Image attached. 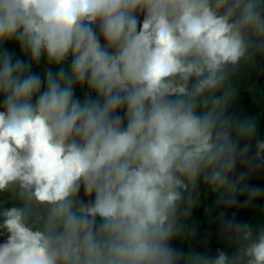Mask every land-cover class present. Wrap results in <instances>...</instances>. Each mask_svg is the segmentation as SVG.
<instances>
[{
	"label": "clouds",
	"instance_id": "9594fccd",
	"mask_svg": "<svg viewBox=\"0 0 264 264\" xmlns=\"http://www.w3.org/2000/svg\"><path fill=\"white\" fill-rule=\"evenodd\" d=\"M10 41L29 59L0 51V264H264V228L223 214L234 255L170 243L201 183L264 196L231 178L264 165V141L239 145L256 122L226 114L264 58V0H0Z\"/></svg>",
	"mask_w": 264,
	"mask_h": 264
},
{
	"label": "trees",
	"instance_id": "16d2710c",
	"mask_svg": "<svg viewBox=\"0 0 264 264\" xmlns=\"http://www.w3.org/2000/svg\"><path fill=\"white\" fill-rule=\"evenodd\" d=\"M142 21L143 16H140ZM103 44V38L101 37ZM6 50L13 59L27 61L29 57L24 54L16 41L4 42L0 44V51ZM70 61V58H69ZM47 67L46 58L41 59L39 66L33 65V72L44 75ZM68 67V63L65 64ZM55 71V67L53 68ZM235 88V100L226 110V114L236 119H252L256 122V133L249 140L241 139L239 145H250L248 156L254 157L257 151L256 141H264V58H257L255 65L242 68L233 78ZM86 89L75 87V98L83 99ZM3 95L0 94V111L3 108ZM260 163L259 161L257 162ZM247 173L244 181L249 187L260 188L264 191V165L249 170L247 165L237 161L236 168L231 178H236L240 173ZM195 195L198 198L197 205L193 208L191 215L185 221V229L188 232L194 231L191 238L177 237L170 243L173 247L187 253L190 250L207 253L210 257H215L218 250L224 251L228 255L237 252V245L234 239H229L222 230L219 217L223 214L235 222L245 223L253 228L254 232L264 228V196L257 197L250 202L247 193H237V203L232 206L218 203V197L202 183L199 185ZM81 200L85 199L83 188L79 193ZM14 206V202L8 199V194H0V211L4 207ZM2 222V219H0ZM7 239L5 234H0V244Z\"/></svg>",
	"mask_w": 264,
	"mask_h": 264
}]
</instances>
